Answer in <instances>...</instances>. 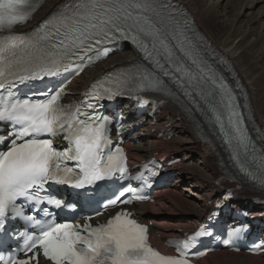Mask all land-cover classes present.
Returning <instances> with one entry per match:
<instances>
[{
  "label": "snow or ice",
  "instance_id": "obj_1",
  "mask_svg": "<svg viewBox=\"0 0 264 264\" xmlns=\"http://www.w3.org/2000/svg\"><path fill=\"white\" fill-rule=\"evenodd\" d=\"M36 7L35 0H0V123L8 125L11 137L0 151V232L13 218H25L38 229L25 234L26 258L0 254V264H41V257L46 264H190L188 251L196 237L207 234L203 231L169 241L177 255H164L149 244L147 226L127 211L95 227L25 217L27 201L45 204L41 211L47 216H52L49 207H68L46 185L92 189L101 181L127 179L128 169L122 148L106 151L109 121L86 110L94 105L62 104V87L38 93L44 99H21L15 89L73 69L79 74L107 57L110 46L130 42L146 63L107 74L85 96L157 92L176 97L175 87L220 137L239 171L264 186V147L250 134L235 90L204 58L172 0H65L30 33L15 32ZM57 136H63L66 148L53 146ZM145 198L129 185L102 207Z\"/></svg>",
  "mask_w": 264,
  "mask_h": 264
},
{
  "label": "bare ground",
  "instance_id": "obj_2",
  "mask_svg": "<svg viewBox=\"0 0 264 264\" xmlns=\"http://www.w3.org/2000/svg\"><path fill=\"white\" fill-rule=\"evenodd\" d=\"M62 1L64 0H48L44 8L39 12L36 21L43 18L56 4ZM180 1L195 15L197 25H199L200 29L203 27L206 30L211 20L213 23L221 20H218L219 5H216L217 7L214 9L207 8V6L205 8L201 5V0ZM231 2L229 7H231V11H234V8L239 5L242 8L251 9L254 4L264 2V0H257L256 2L251 0H232ZM225 6L224 8L226 9ZM262 9L260 17L264 15V6ZM257 17L254 15L252 19L248 20V28L246 27L248 30L246 31L244 29L240 32L230 30V27L223 23L220 24L221 30L216 38L218 43L215 45L228 59L232 73L238 78L241 90L245 92L246 98L253 108V116L259 122L264 134V31H262L260 26L255 25ZM222 25L225 27L223 28ZM128 49L131 51V53L129 51V56H124L125 51H127L124 50L122 54H118L120 56L119 58H116L117 55H113L107 61L99 63L96 68L82 72V76L74 81L72 89L82 90L81 88L87 85L99 73L111 70L115 62H117L115 66L142 62L143 59L137 51L131 48ZM182 114L183 109L179 105H169L165 109L162 121L157 125L158 130L168 125V130L174 132V134H178V137L164 141L162 138L160 140L156 139L152 133H149L145 146L143 144L130 146L132 148L131 155L137 160L150 157L157 151L163 154L175 151L187 153V157L181 160L184 171L177 176L176 183L172 187L160 191L158 194L159 200L155 205H147L142 209V218L151 220L154 223V229L166 236H178L179 228L187 230L199 222L208 211V201L213 199L217 192L215 182L218 170L215 166L211 165L208 158H204L199 154L198 145L201 141V135L194 127V121L184 118L177 119ZM192 115L195 116L196 120L203 119L196 110H194ZM208 130L214 133V130L210 126H208ZM213 135L212 139L216 142L219 150H222L223 157L227 161V166L234 171L235 165L229 159V151L225 149V145H223L220 137L215 136V134ZM246 188L247 192L245 197L252 196L258 190L253 184H246ZM187 192L190 195H194L195 199L187 198L185 196ZM162 205L168 209H175L179 206L181 208L185 207V210L187 208L190 212L185 213L188 215L187 217H179L178 215L171 217L174 219V222H161V209L158 211L157 209ZM157 216H159L160 220ZM202 264H264V256H251L243 252L235 253L224 251L209 253Z\"/></svg>",
  "mask_w": 264,
  "mask_h": 264
},
{
  "label": "rangeland",
  "instance_id": "obj_3",
  "mask_svg": "<svg viewBox=\"0 0 264 264\" xmlns=\"http://www.w3.org/2000/svg\"><path fill=\"white\" fill-rule=\"evenodd\" d=\"M231 1L232 0H201V5H203L205 8L207 6V8H214L215 9L219 5L218 6L219 7L218 8L219 13L218 12L217 13H218V16H219L218 20L219 19H221V20H219V22L216 20L217 21L216 23H213V21L211 20L209 22V24H208L209 26H207L206 30L203 29V27H202V29L205 31V33L210 38V40H212L213 44H217L218 43L216 38H217L218 33L221 30V25L220 24H222V23L224 25L230 27L231 28V29L229 28L230 30H235V31H239L240 32V31H243V29H244L246 31V30H248L247 29L248 28L247 27L248 26V24H247L248 20L252 19V17H254V15H255V16H258L257 17V21H255L256 22L255 25H257L258 27L260 26V28H262V31H264V15L260 17V15L262 13V10H263L262 7L264 6V2H261V3H258V4H254V6L251 9L245 8V7L242 8L241 5H239L238 7L234 8L235 9L234 11H231V7H229L230 4L232 3ZM251 1L256 2L257 0H251ZM225 5H227V6H225ZM224 6L226 7V9L224 8ZM223 8H224V10H223ZM237 13H240V14L237 15ZM222 27L224 28L225 26L222 25ZM129 51L130 50L127 49V51H125V55L124 56H126L128 54L130 55L131 51H130V53H129ZM120 54H122V53H120ZM115 55H117L116 58L120 57L118 54H115ZM115 64H117V62H115L113 64V66H115ZM197 169L200 170L199 168H197ZM185 196H187V198H189V199H192V198H193V200L195 199L194 195H190V194H188V192L186 193ZM162 209H168V208H166L163 205ZM162 209L160 211L161 222H163V221L174 222V219H172L171 217L175 216L176 214L173 211H176L177 213H181V211L184 212V213L190 212L189 209L186 208V210H185V207L181 208L180 206L175 208V209H168V210H170L172 212H170L168 210H165L167 213L164 210H162ZM163 211H164V213H163ZM168 213H172L170 218H166V216H162L161 217V215H168Z\"/></svg>",
  "mask_w": 264,
  "mask_h": 264
}]
</instances>
